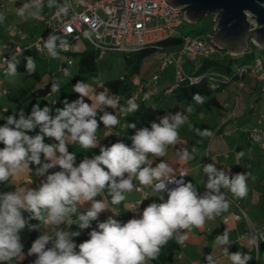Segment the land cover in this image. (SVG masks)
Wrapping results in <instances>:
<instances>
[{
	"label": "clouds",
	"instance_id": "9594fccd",
	"mask_svg": "<svg viewBox=\"0 0 264 264\" xmlns=\"http://www.w3.org/2000/svg\"><path fill=\"white\" fill-rule=\"evenodd\" d=\"M44 7V0H25L16 12L24 20L39 19ZM47 7L66 15L71 5L67 0H47ZM6 19L5 13L0 12V24ZM84 36L91 39L90 32L86 31ZM43 41L48 55L58 59L66 45L63 36L53 33ZM25 60L26 72L35 73L34 58L28 56ZM19 62L14 54L4 57L0 69L5 76L15 77ZM52 91H59L58 83H53ZM73 91L79 94V99L65 100L62 108H56L55 115L49 106L41 107L37 103L29 114L20 109L5 117L6 122L0 126V144H3L0 148V183H8L11 177L32 165L36 166L37 176H46L38 188L17 186L14 192L0 193V262H11L23 253L19 233L27 221L22 212L30 213L40 225H52L51 231L40 235L29 249L28 255L36 256L33 264H148L158 257L169 240L183 243L184 230L203 227L206 220L214 219L228 209L229 202L221 189H227L238 199L247 195L249 173L230 176L215 163L206 164L203 172L207 176V191L200 195L192 182L170 180L172 169L165 161L161 160L153 167L150 157L166 156L168 147L180 138L179 129L188 122L187 115L179 111L164 115L158 123L152 122L150 129L137 130L131 137V147L123 142L103 146L99 155L85 158L76 165V155L69 151L66 137L82 149H94L98 146L97 131L101 123L105 128L113 129L120 124L117 116L106 109L119 108L121 113L130 115L139 110V104L135 97H130L125 105H121L118 98L106 90L89 96V85L82 81H77ZM85 97L91 104L85 102ZM193 100L202 104L205 97L194 93ZM98 111L102 113L99 118ZM191 111L189 105L186 112ZM127 126L136 127L134 123ZM36 129H39L38 134L29 135ZM206 134L212 135L210 131ZM45 137L56 143H45ZM238 155L243 156V152ZM190 158L187 150L180 155L181 160ZM57 166L59 171L48 174L49 169ZM134 179L141 185L151 186L153 193H167V199L159 195L160 203H150L139 218L125 223L108 217L98 223L99 230L90 232V239L77 245L72 237L78 236L79 232L71 231L70 226L89 228L91 222L108 209L103 200L95 198L107 189L111 203L118 205L125 201V193L134 189ZM170 183L176 186L169 188ZM86 202H90V208L78 211ZM61 225L65 227L61 228ZM38 227L32 225L30 230ZM215 243L230 245L228 232L218 235ZM252 243H256L254 238ZM224 250L231 264H248L251 259L240 251L230 254L227 247ZM205 260L207 264H216L211 254Z\"/></svg>",
	"mask_w": 264,
	"mask_h": 264
},
{
	"label": "crops",
	"instance_id": "0c3cea01",
	"mask_svg": "<svg viewBox=\"0 0 264 264\" xmlns=\"http://www.w3.org/2000/svg\"><path fill=\"white\" fill-rule=\"evenodd\" d=\"M17 5L18 3L14 1L0 7V12H4L7 17L5 23L0 24V42L10 47L20 46L24 48L28 47L42 33L36 34V30L33 28V33L30 32L26 35L18 27V22L23 23L28 19L24 20L17 15ZM46 9V7L43 8V10ZM14 16L17 17V22L14 21ZM211 26L210 31L208 30L205 33H211L214 30V18ZM13 27H18L25 34V39L21 40L16 35L17 33ZM42 30V32L48 31L44 25ZM81 40L71 42L70 47L73 52H81L85 49L82 46L85 42H81ZM173 46L174 44L167 45L164 49H157L150 53L151 57L149 59L155 67L153 75L159 71L163 57L169 52L176 53L180 48L171 49ZM222 51L231 52L228 49H222ZM136 57L137 55L134 54L131 57L134 61L127 60L132 63V66L138 64V69H133L134 72L139 70V65L143 59L139 60ZM181 63L184 70L189 73L194 72L197 68V64H190L185 59H182ZM173 70L174 66L172 64L167 65L157 80L152 81L149 86L141 90H137L131 83L135 75L130 79L125 77L124 81L128 82L130 87L126 92L120 90L113 92L106 86L101 87L99 84H95L89 86V96L106 90L110 95L117 97L121 105H125L127 99L131 97L130 92L136 89L137 95L135 98L138 104L142 101L152 103L154 98L156 99L157 96L162 94L163 90L174 83L175 74ZM0 75L5 74L0 71ZM140 78L143 80V77ZM2 82L0 79V95H7L6 90L8 88ZM146 95L148 96L147 100L144 99ZM214 95L217 101L214 105L204 106L196 103V101L183 98L166 107L163 112L157 115L155 122L158 123L164 115L179 111L187 115L188 122L179 129L180 138L175 145L168 147L166 156L161 158L150 157V160L153 162V167L161 160L165 161L172 169V175L169 178L178 176L180 172L185 171L188 175L187 182H192L197 187V192L200 195L207 191L205 188L207 176L203 172V166L206 164L215 163L218 169L227 171L230 176L236 173H249L247 179L248 192L244 198L238 199L227 189H221L229 202L228 209L214 219L206 220L203 227L184 230L185 239L183 243L172 239L177 253L171 264H207L205 257L210 254L215 259L216 264H231L228 254L224 250L225 247L228 248L230 254L237 251L247 255L253 253L255 264H264V145L255 142L246 132V129L256 125L255 122H257L258 116L264 112V76H260L258 73L245 72L242 76H237L232 82L215 91ZM189 105L192 106L190 113L186 112ZM16 108L17 104L15 102L10 107L2 105L0 115L4 116L9 112L11 115ZM106 110L115 114L120 124L114 129L105 128L104 125L100 127L97 131L98 146L94 149H82L78 143L69 145V151L76 155V165L85 158L99 155L100 147L109 146L112 140L126 129L132 116V114L121 113L119 108L114 110L107 108ZM98 113L100 112L98 111ZM206 131H210L212 135L208 136ZM66 141L69 142L70 139L66 137ZM193 148L196 149L195 152H193ZM184 150L191 154L190 159H180V155ZM240 152H243V156L238 155ZM35 168H30L17 176L11 177L8 183H4L0 187V193L14 192L17 186L38 188L41 182L46 179V176H37ZM59 170L57 166L49 169L48 174ZM133 183L134 189L125 193V201L118 205H111L105 198L104 193L95 198L103 200L108 208L99 214V220L104 222L111 216L121 223L127 222L133 210L131 204L142 199V194L137 189L138 186L147 189V198L142 199L143 208L153 202L160 203L159 195H163L164 199H167V193H153L150 186L141 185L135 179ZM90 206V202H86L78 208V211L84 212ZM239 207L244 211V214L241 213ZM234 215H239V218H235ZM224 218H227L225 222H223ZM60 227L63 228L65 225ZM251 228H255L261 236L249 234ZM41 229L44 232L51 231L52 225L42 223ZM225 231L229 234L230 245L219 246L215 243V238ZM253 238L256 243H252Z\"/></svg>",
	"mask_w": 264,
	"mask_h": 264
},
{
	"label": "built area",
	"instance_id": "2783aa9c",
	"mask_svg": "<svg viewBox=\"0 0 264 264\" xmlns=\"http://www.w3.org/2000/svg\"><path fill=\"white\" fill-rule=\"evenodd\" d=\"M18 3L17 8L21 7L25 0H0V7L6 3ZM71 5L68 13L61 14L54 10L50 17L40 15L38 19L47 29L48 33L36 37L28 47H10L0 42V62L4 57L16 55L18 58L24 51L34 49L37 53L44 51V41L50 34L57 33L67 38L65 48L60 52H67L68 58L65 64H60L51 76L64 74L67 71L66 66L74 63L71 42L81 38L86 39L93 46V50L97 53V57H102L107 51H120L122 53H131L140 50L146 46H159L161 41L179 36L181 45L176 53L166 54L160 64L159 71L153 75L152 79L142 81L139 77H133L131 83L141 90L159 78L164 68L172 64L174 66L175 81L166 88V92H170L175 86L184 80L194 82L198 77L188 74L181 64L182 59L189 63H195L203 59L211 58L216 54H221L219 49L212 41L211 33H200L196 35L184 34L178 30L182 23L186 21L184 12L179 10L180 7H172L164 0H67ZM16 35L23 40L25 34L18 28L13 27ZM91 33V39L84 36L85 32ZM234 55L231 52H226ZM4 74L3 69H0ZM245 72L258 73L264 76V66L261 59L256 57L252 63L239 66L236 69V76H242ZM213 81L218 78L228 79L227 76L215 73H209ZM123 78V76L121 77ZM137 90L130 92L131 97L137 95ZM256 125L246 129L248 135L257 143L264 145V112L258 118ZM185 171L180 172L178 176L171 179L183 180L187 182L188 175ZM176 185L170 183L169 188ZM137 189L142 194V199L147 195V189L138 186ZM150 189L152 190L151 186ZM142 199L134 201L131 206L133 208L130 219L139 218L143 211ZM231 201L235 203L232 199ZM237 207L238 204L236 203ZM242 214L244 211L239 207ZM239 218V215H234ZM227 218H224L223 222ZM249 234L261 236L255 228H251Z\"/></svg>",
	"mask_w": 264,
	"mask_h": 264
},
{
	"label": "trees",
	"instance_id": "16d2710c",
	"mask_svg": "<svg viewBox=\"0 0 264 264\" xmlns=\"http://www.w3.org/2000/svg\"><path fill=\"white\" fill-rule=\"evenodd\" d=\"M207 31V30H206ZM206 31L196 30V34H200ZM181 38L179 36H174L172 38L161 41L159 46H146L140 50L135 52L127 53V54H136L139 60L142 57L150 54L154 50L164 49L167 45H173L175 43H179ZM253 51H244L239 54H228L222 51L221 54H216L213 57H209L207 59L200 60L195 63L197 64V68L194 72H188L189 75L198 77V79L194 82H189L188 80H184L180 82L177 86H175L170 92H166V89L163 90L160 96L154 98L153 102L142 101L139 103V110L132 114L128 124H135V128L126 127L125 130L119 136H116L111 142L109 146L116 142H123L127 146H132L131 137L135 134V132L141 128H151V123L155 122V118L159 115L163 110L170 106L171 104L184 99L193 100V94L199 93L203 97H205L204 106H210L217 103L215 99L214 92L224 87V85L232 82L236 76V69L239 66L252 63L254 59L258 56L253 54ZM125 54V53H124ZM70 55L73 59H76L78 71L80 74L83 73H94L95 72V61L97 59V53L92 49H84L81 52H71ZM31 56L34 58L36 63V71L33 74H28L26 72V60L25 57ZM127 60H133L130 55L126 56ZM20 62L18 64L17 73H19L23 80L29 79L32 83L26 87H18L17 89L8 88L6 91L7 97L9 100L15 102L17 104V108L14 113H18L20 109L25 111V114H29L31 112V108L34 104L39 103L41 107L49 106L52 109V115H55L56 108H62L64 106V101L72 102L74 100L79 99V94L73 91V86L77 83V81H82L85 76L76 75L74 77H69L65 81L57 82L56 78L60 75H56L55 77L50 75V79L41 85L37 86L36 83L41 78V74L38 71L37 63L40 57L38 53L34 49H28L24 51L18 58ZM233 61L236 62V67L233 68ZM74 64V63H73ZM133 69H138V64H134ZM209 73L221 74L227 76L228 79H221L215 82L211 78ZM125 76L123 78L119 77L117 79H112L106 81L104 84L111 91L117 92H126L130 89L128 86L129 83L125 82ZM53 83L59 84V91L53 92L52 85ZM86 103L90 104V99L87 97L84 98ZM194 101V100H193ZM2 111V105L0 104V112ZM13 113V114H14ZM102 114V113H101ZM12 115V114H11ZM100 113H98L99 118ZM18 118V117H17ZM103 124H100L102 127ZM99 127V128H100ZM39 129L29 133V135L38 134ZM45 143H56V141L52 138L45 137ZM69 145H74L77 142L69 141L67 142ZM0 148H3V144H0ZM43 160V156H42ZM35 165H32L30 168H35ZM106 170V169H105ZM4 183H0V187ZM104 195L107 201L111 204V197L107 193V189L104 190ZM25 220L27 221L26 227L22 229L19 233L20 242L23 245V253L15 258L11 262H0V264H33L36 259L35 255H28L29 249L32 246V243L45 232L41 229L40 222L31 217V214L28 212H22ZM103 222L99 219L91 222L90 227L86 229H80L77 225L70 226V230L73 232H79L78 236H73V241L79 245L80 243L90 239V232L92 230H99L98 223ZM32 225H39L36 230H30ZM51 245H49L50 247ZM177 249L174 246V242L169 240V242L161 248V252L155 260H151L148 264H171L175 258L177 253ZM78 251V248H77ZM251 259L248 261V264H255V256L254 254L248 255Z\"/></svg>",
	"mask_w": 264,
	"mask_h": 264
},
{
	"label": "rangeland",
	"instance_id": "374dc122",
	"mask_svg": "<svg viewBox=\"0 0 264 264\" xmlns=\"http://www.w3.org/2000/svg\"><path fill=\"white\" fill-rule=\"evenodd\" d=\"M83 1V0H82ZM63 2V0H62ZM45 7L47 8L46 10H43L40 15H44L45 17H50V15L54 12L55 8L49 9L47 7V0H44ZM16 16H14V21H16ZM18 27L27 35L28 33H33V28L36 30V34L42 33L43 35L45 32L47 33L48 31L46 30L45 32H42V23L36 19L29 18L28 21H24L23 23L18 22ZM213 23V16L212 15H206L200 18V20L196 23H189L187 21H184L181 25V27H178V30L184 34H190V35H196V30H201V31H210V27H212ZM17 27V28H18ZM18 28V29H19ZM206 31V32H207ZM205 33V32H203ZM65 41L67 42L68 39L64 38ZM81 42H85L82 44L83 48L85 49H94L93 46L86 41V39L81 38ZM181 41L179 43H175L171 49H175L180 47ZM245 51H253L256 56H258L261 59L262 66H264V49H260L257 46L254 45V43L249 40L248 41V49ZM170 53V52H169ZM234 54V53H233ZM130 55L131 57L133 54H127V53H122L120 51H107L104 56L102 57H97L95 61V72L94 73H83L80 74L78 71L77 67V62L76 59L74 58V64L71 66H66L67 68V75L60 74L57 78L56 81H65L69 77H74L76 75H84L85 78H83L82 82L87 83L89 86H94L95 84H99V86L104 87L105 82L108 80L112 79H117L119 77L125 76L128 79H130L132 76L135 75V77H143V82L147 81L149 82L152 79V75L155 73V67L152 63V61L149 59L150 54L148 56L142 57L143 59L141 60V63L139 65V70L137 72L133 71L132 63H129L127 61L126 56ZM38 56L40 59L38 60L37 63V68L39 73L41 74V78L39 81H37L36 85L39 86L42 83L46 82L47 80L50 79V75L52 72H55L57 67L60 64H65L67 58H68V53L67 52H60L59 58L58 59H53L51 58L46 49H44L43 52L38 53ZM182 64V63H181ZM236 62L233 61L232 67H236ZM1 81L4 84L6 88L10 89H17L18 87H26L32 83L31 80L26 79L23 80L22 76L17 73L15 77L12 76H5V75H0ZM141 79V78H140ZM0 104L1 105H7V106H12L14 105V102L9 100L7 95L1 94L0 95ZM10 112L5 114L4 116L0 115V126H2L6 121L5 117L9 116Z\"/></svg>",
	"mask_w": 264,
	"mask_h": 264
},
{
	"label": "water",
	"instance_id": "95a60500",
	"mask_svg": "<svg viewBox=\"0 0 264 264\" xmlns=\"http://www.w3.org/2000/svg\"><path fill=\"white\" fill-rule=\"evenodd\" d=\"M180 7L187 22L196 23L212 15V41L219 49L243 53L248 41L264 49V0H164Z\"/></svg>",
	"mask_w": 264,
	"mask_h": 264
}]
</instances>
